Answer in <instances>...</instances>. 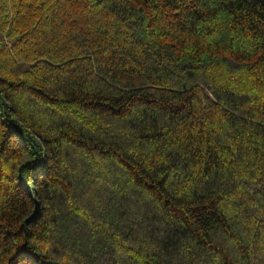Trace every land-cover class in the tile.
Instances as JSON below:
<instances>
[{
	"label": "trees",
	"instance_id": "obj_1",
	"mask_svg": "<svg viewBox=\"0 0 264 264\" xmlns=\"http://www.w3.org/2000/svg\"><path fill=\"white\" fill-rule=\"evenodd\" d=\"M65 254L264 264V0H0V264Z\"/></svg>",
	"mask_w": 264,
	"mask_h": 264
},
{
	"label": "clouds",
	"instance_id": "obj_2",
	"mask_svg": "<svg viewBox=\"0 0 264 264\" xmlns=\"http://www.w3.org/2000/svg\"><path fill=\"white\" fill-rule=\"evenodd\" d=\"M51 243H44L43 244V252L42 254H47L51 250ZM58 264H75L74 260L70 258V254H65L59 257Z\"/></svg>",
	"mask_w": 264,
	"mask_h": 264
}]
</instances>
